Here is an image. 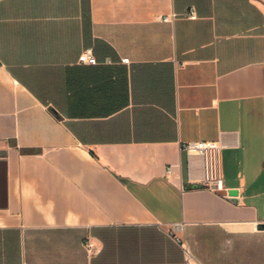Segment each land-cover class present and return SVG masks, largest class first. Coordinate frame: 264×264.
Returning a JSON list of instances; mask_svg holds the SVG:
<instances>
[{"label":"crops","instance_id":"obj_1","mask_svg":"<svg viewBox=\"0 0 264 264\" xmlns=\"http://www.w3.org/2000/svg\"><path fill=\"white\" fill-rule=\"evenodd\" d=\"M263 223L264 0H0V264H264Z\"/></svg>","mask_w":264,"mask_h":264},{"label":"built area","instance_id":"obj_2","mask_svg":"<svg viewBox=\"0 0 264 264\" xmlns=\"http://www.w3.org/2000/svg\"><path fill=\"white\" fill-rule=\"evenodd\" d=\"M176 16V13L163 15L160 18L162 20H170ZM189 16L196 18L197 13L194 9L190 11ZM82 62H94L95 55L92 47H88L82 51ZM182 148L189 154L200 155L203 159L204 174L202 181L204 185L213 191L224 192L225 195L231 196L225 186L224 176L222 171V148L223 144L219 140H195L187 141L182 144ZM181 241V245L184 249V259L182 264H203L192 252L189 244L178 238ZM91 245V243H87Z\"/></svg>","mask_w":264,"mask_h":264},{"label":"water","instance_id":"obj_3","mask_svg":"<svg viewBox=\"0 0 264 264\" xmlns=\"http://www.w3.org/2000/svg\"><path fill=\"white\" fill-rule=\"evenodd\" d=\"M261 226L264 227V223Z\"/></svg>","mask_w":264,"mask_h":264}]
</instances>
